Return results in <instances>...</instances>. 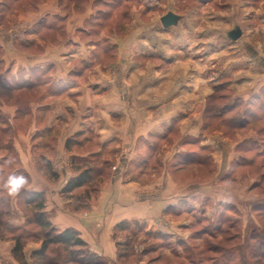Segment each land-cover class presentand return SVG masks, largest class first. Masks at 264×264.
<instances>
[{
	"label": "crops",
	"instance_id": "obj_1",
	"mask_svg": "<svg viewBox=\"0 0 264 264\" xmlns=\"http://www.w3.org/2000/svg\"><path fill=\"white\" fill-rule=\"evenodd\" d=\"M103 3L112 1L0 0V122L3 133L7 126L14 132L10 140L19 166L11 174L27 181L20 192L44 191V213L54 229H74L91 252L119 264L112 240L117 224L134 220L156 229L164 210L185 203L186 187L195 189L193 200L200 198L202 184L190 186L194 176L184 174L185 166L212 165L215 175L236 174L233 179L241 180L238 168H248L250 154L262 156L258 138L264 126L260 132L246 126L264 123V51L243 38L230 40L232 29L221 44L203 46L195 27L189 43L178 15L177 26L167 28L131 16L129 33L116 31L101 43L84 39L98 23L94 17ZM191 44L197 52L190 55ZM209 45L214 46L201 49ZM77 135H93L94 153L111 154L116 170L97 202L73 214L59 196L73 177L67 164L60 173L53 170L59 175L53 184L33 157L69 160L77 154H66V143ZM34 141L43 142V152ZM5 161L0 156V175ZM150 170L151 185L136 179ZM2 188L0 205L10 204L2 215H12L1 220L8 231L22 225L24 214L17 195L4 196ZM13 246L0 238V264H17ZM39 247L25 249L26 259Z\"/></svg>",
	"mask_w": 264,
	"mask_h": 264
},
{
	"label": "rangeland",
	"instance_id": "obj_2",
	"mask_svg": "<svg viewBox=\"0 0 264 264\" xmlns=\"http://www.w3.org/2000/svg\"><path fill=\"white\" fill-rule=\"evenodd\" d=\"M115 2V4L107 6L105 3L100 4L101 11L94 17V19L97 18L98 23L96 22V26L92 28L90 36L83 37L84 39L89 40L90 38L101 43L116 31L129 33L131 30L125 26L132 20L131 16H135L142 22L153 21L158 25L160 24L159 18L171 12L180 17V22L185 27V29L181 27V30L186 32L185 37L188 41L191 36H194L193 32L199 31L197 36H200L203 46L216 41L221 44L223 42L221 39L226 37L228 30L239 27L242 29L241 39L251 42L254 48L260 49L259 52L264 51V0H120V2L116 0ZM145 6H149V9ZM195 27L198 31H193ZM62 36L63 34H57L58 38ZM189 43H193V40H190ZM218 44H216L217 47H220L221 45ZM188 47L190 55L191 52H197V50H193V44ZM212 47L209 45L205 49H201L207 50ZM102 48L104 46L99 50ZM201 54L203 55V53ZM177 64L179 65L180 62ZM165 67L167 68V65ZM177 71H181V68L178 67ZM196 80L198 82L199 79ZM205 80H207L206 77L200 79L201 84H205ZM207 111L209 112V109ZM239 111L237 110L236 113ZM206 122L208 123V120ZM210 122H212V118ZM218 123L220 120H216V124L221 126ZM263 126L264 123L263 125L255 124L246 126V129L260 132ZM4 127L0 122V132L2 133L0 150H4L0 152V156L6 157V161L1 167L3 174L0 175V187H3L2 195L9 197L13 195L8 194L4 183L19 164L11 146L10 137L14 133L12 126L6 127L10 128L7 133L6 131L3 133ZM221 129L225 134L234 136L235 132L227 125H222ZM259 135L258 140L264 146L262 142L264 141V131ZM93 140V135L74 136L66 143L65 149L66 154L77 155L68 157L69 160L57 156L49 162L52 172L55 170L60 173V168L65 162L73 173V177H70L59 192V196L66 202L65 208L73 214L85 213L91 205L97 202L103 185L109 180L110 173L116 170L111 161V154L109 155L105 151L94 153L97 150V144ZM34 142L37 144L36 150L43 144L40 141ZM38 152L43 151L39 149ZM250 157L251 161L245 163L249 165L248 168H238L241 180L233 179L236 174L221 176L217 171L215 175L212 165L211 167L208 165L185 166L184 174L195 177L191 178L190 186L197 183L204 185L200 186V198L193 200L191 197L195 189L186 187L188 196H186L185 203L164 210L163 215L159 216L161 219L158 220L159 227L156 229L150 228L145 222L134 220L123 221L128 224L123 230H115L114 227L112 240L115 246L117 243L125 244L122 250L127 249L128 252V256L122 263L117 259L118 263L264 264V176L261 175L264 170L261 169L263 167H259V165L264 166V152L262 156L252 153ZM33 158L40 166V172H43L53 184L57 183L59 175L49 176L45 166V163L48 162L46 158L40 155ZM215 164L218 165V163ZM257 168L259 171L256 170ZM87 169L93 170H91L89 182L72 192H64L67 183ZM153 174V170H150L144 175L135 176L141 183L151 185L154 180ZM219 179L224 181L221 182ZM215 180H218L217 183L212 182ZM210 181L213 190L208 187ZM43 193L45 202V192L43 191ZM26 194V192L20 191L16 194L17 206L24 214V222L18 228L10 227L7 231L4 221L11 218L12 215L4 217L2 213L8 209L10 204L7 206L3 202L0 205V233L2 234L0 238L11 240L14 243L11 239L12 236L21 233L34 236L36 240L27 236L24 238V250H30L39 247L44 231L39 230L32 223H27V220L32 219L34 213L26 202ZM207 197L209 200L205 199ZM38 236H40L39 240H37ZM49 256L57 257L58 249L53 247L49 251ZM60 256L65 257L62 252ZM76 258L81 262L69 264H108L106 258L91 252L88 245L85 249L77 252ZM27 259L29 261V258Z\"/></svg>",
	"mask_w": 264,
	"mask_h": 264
},
{
	"label": "trees",
	"instance_id": "obj_3",
	"mask_svg": "<svg viewBox=\"0 0 264 264\" xmlns=\"http://www.w3.org/2000/svg\"><path fill=\"white\" fill-rule=\"evenodd\" d=\"M112 4H115L116 0H111ZM129 1V0H125ZM120 2V0H117ZM46 170L50 177H55L50 168L49 162L45 163ZM92 169L82 171L76 178L69 181L65 187L64 192H72L75 189L82 187L89 182L91 177ZM27 204L33 211V217L31 220H27V223H32L39 230L44 231L43 237H37V240H41L40 247L33 250L30 254L29 261H27L24 254V238L27 236L36 240L34 236L25 235L23 233L16 236H12L14 246L12 249V256L17 264H69L72 262H81L76 258L78 251L86 248V243L79 237V234L74 229H65L61 232L56 231L49 223L44 213V193L33 192L26 194ZM128 226L127 223H119L115 226V230H123ZM10 231V230H9ZM125 244L117 243V259L122 263L123 260L128 256L127 249L122 250ZM56 247L58 249V256L52 258L49 256V251ZM65 257H61V252ZM83 254V253H82Z\"/></svg>",
	"mask_w": 264,
	"mask_h": 264
},
{
	"label": "water",
	"instance_id": "obj_4",
	"mask_svg": "<svg viewBox=\"0 0 264 264\" xmlns=\"http://www.w3.org/2000/svg\"><path fill=\"white\" fill-rule=\"evenodd\" d=\"M179 20V17L173 13H167L166 15L162 16L160 18V23L164 28L170 27V26H174L177 24ZM228 38L232 41H236L237 39H239L241 37V30L238 27H235L234 29H232L231 31H229L228 33Z\"/></svg>",
	"mask_w": 264,
	"mask_h": 264
},
{
	"label": "clouds",
	"instance_id": "obj_5",
	"mask_svg": "<svg viewBox=\"0 0 264 264\" xmlns=\"http://www.w3.org/2000/svg\"><path fill=\"white\" fill-rule=\"evenodd\" d=\"M26 179L23 175L13 174L10 175L4 183V188L9 195H16L21 188L26 184Z\"/></svg>",
	"mask_w": 264,
	"mask_h": 264
}]
</instances>
